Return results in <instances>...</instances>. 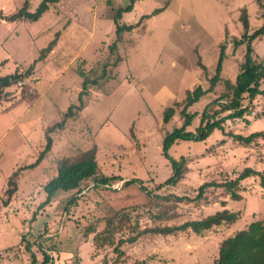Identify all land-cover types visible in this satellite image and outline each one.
Returning <instances> with one entry per match:
<instances>
[{"label":"rangeland","instance_id":"obj_1","mask_svg":"<svg viewBox=\"0 0 264 264\" xmlns=\"http://www.w3.org/2000/svg\"><path fill=\"white\" fill-rule=\"evenodd\" d=\"M25 1L35 11L42 0H0V11L15 13ZM129 1L59 0L36 20L0 19V76L25 73L34 64L24 85L13 83L0 100V197L6 196L10 175L33 163L45 147L47 128L61 121L71 104H78L85 78L80 71L90 82L98 80L89 85L85 108L64 129L51 133L52 150L38 166L20 173L17 192L8 206H1L0 264H32L27 242L36 264H42L45 252L52 255L51 264H212L223 239L253 221L264 222L259 177L241 182L239 200L214 187L207 188L200 200L176 198H193L204 182L233 179L247 166L264 170V135L250 144L233 137L264 132L263 95L253 104L247 98L246 118L228 119L224 131L215 130L205 141L175 143L169 152L178 160L184 158L186 173L176 184L158 188L172 174L162 153L163 138L183 123L180 111L187 91L210 86L223 43L227 47L222 79L189 111L200 114L225 90V79L235 81L246 52V44L234 50L233 39L243 33L240 14L246 7L253 32L264 24V0H139L137 8L121 19L127 24L140 21L139 26L124 32L112 53L114 11ZM156 8L165 9L141 19ZM57 32V46L39 59ZM253 46L254 57L262 59L264 37L254 40ZM168 106L176 112L164 124ZM198 124L199 116L189 129ZM94 146L96 176L84 180L79 189L58 192L41 208L46 198L43 187L57 174L58 161L76 160ZM102 175L138 178L142 188L124 186V180L97 184ZM75 195L76 203L65 210ZM223 201L240 213L231 226L223 223L199 234L192 229L145 232L136 242L117 246L119 239L146 228L201 219L223 209Z\"/></svg>","mask_w":264,"mask_h":264},{"label":"trees","instance_id":"obj_2","mask_svg":"<svg viewBox=\"0 0 264 264\" xmlns=\"http://www.w3.org/2000/svg\"><path fill=\"white\" fill-rule=\"evenodd\" d=\"M59 0H42L35 11H30L28 8V1H25L23 7L15 13L5 14L0 11V19L7 21H16L23 19H39L42 14L49 9V4L58 3ZM137 0H130L126 5L120 6L115 9L113 19L116 25V41L110 45L111 52H115L118 47V41L122 38L124 32L132 31L138 27L140 21L136 24L121 23V19L125 12H131L134 9ZM111 3V0H108ZM165 8H156L150 14H144L143 18H151L158 14ZM240 21L243 26V33L240 38H234V50L240 45L246 44V52L244 60L241 62V70L236 76L235 81L231 79H225L223 84L225 90L217 97L209 101L203 111L190 112L189 107L198 102L204 95L214 91L218 83L222 79L223 63L226 58V44H221V50L215 69L214 75L210 78V86L204 89L202 85H197L194 89L187 91V96L184 100V106L180 111V115L183 118V123L177 125L170 131H166L162 142V153L170 163L172 168V174L162 183L158 185V188H162L165 185H174L179 182L186 173L187 166L184 158L180 160L174 158L170 154L171 147L182 140L185 141H205L209 136L217 129L224 131V123L228 119H243L246 118V114L250 112V106L246 105L244 101L248 98L250 104H253L254 99L258 95L264 96V88L261 84L264 80V57L262 59H256L254 57L253 41L256 39H262L264 37V24L259 28L250 32V21L247 8L244 7L240 14ZM60 33L57 32L53 40L41 50L39 59H44L45 55L51 52L58 41ZM1 64V63H0ZM203 69L206 66L202 65ZM34 64L30 65L25 73H13L9 75L0 76V100L2 99L5 88L11 86L13 83H17L25 76L32 73ZM80 75L85 77L82 82V89L78 95V104H71L67 111L64 113V117L61 121L48 127L45 136V147L40 151L36 160L31 164L19 166L9 177L8 187L5 190V197H0V209L1 206H8L18 190L17 178L20 173L27 169H32L38 166L52 150L53 137L51 133L57 129H64L67 121L70 118H74L78 112L82 111L86 104L84 96L89 92L90 83L98 84V80L89 81L86 78V74L80 71ZM176 109L174 106H168L164 110L163 122L164 124L170 123ZM199 116V124L195 130L189 129L192 126L196 117ZM264 135L263 131H254L249 135L234 134L233 137L246 144L252 143L256 138ZM96 146L87 150L76 160L63 157L57 163V174L52 177L45 185L44 191L46 192V198L40 204V207L51 204L56 194L60 191H70L79 189L81 183L84 180L96 176L98 170V163L96 159ZM250 177H259V184L264 188V170H258L254 167L247 166L242 172L235 178L225 181H206L198 189V193L195 197L190 198L188 196H177V200H200L205 196L206 190L209 187L224 188L232 199L239 200L242 195L238 192L241 182ZM97 180V184L111 185L115 181L124 180L120 175H102ZM132 184H139L142 188V180L138 178H131L124 180V186ZM77 196H73L69 199L65 210H68L70 206L76 203ZM224 208L215 211L212 214L206 215L201 219L186 221L180 225L165 226V227H153L146 228L143 231L137 233V235L129 237L127 239H119L118 245L121 246L125 242L134 243L138 240L139 236L145 232H153L155 234H173L179 231H186L192 229L196 233H202L204 230L211 229L214 226L221 225L223 223L233 224L239 219L240 213L238 211H232L225 207L226 203L222 202ZM25 236L23 235V240ZM116 246V250L121 249ZM26 248L31 252L32 264H36L38 259L34 252L31 251V244L27 242ZM53 263V257L49 253H44V259L42 264ZM212 264H264V222L262 220H256L251 222L247 228L238 230L234 235L228 236L222 240L219 246L218 257Z\"/></svg>","mask_w":264,"mask_h":264},{"label":"crops","instance_id":"obj_3","mask_svg":"<svg viewBox=\"0 0 264 264\" xmlns=\"http://www.w3.org/2000/svg\"><path fill=\"white\" fill-rule=\"evenodd\" d=\"M138 1H139V0H137V2L135 3L134 9L137 8V6H138ZM125 13H127V12H125ZM143 15H144V14H143ZM76 19H77V18H76ZM76 19H74V20H76ZM78 19H80V18L78 17ZM134 29H135V28H134ZM73 31H74V29H73ZM73 31H72V32H73ZM72 32H71V35L74 36V37H76V34H74V32H73V34H72ZM57 44H58V42H57ZM57 44H56V46H57ZM56 46H55V47H56ZM53 50H54V49H53ZM53 50H52V51H53ZM234 223H235V222H234ZM234 223H233V224H234ZM226 224H228V223H226ZM228 225L231 226L232 224H228Z\"/></svg>","mask_w":264,"mask_h":264},{"label":"built area","instance_id":"obj_4","mask_svg":"<svg viewBox=\"0 0 264 264\" xmlns=\"http://www.w3.org/2000/svg\"><path fill=\"white\" fill-rule=\"evenodd\" d=\"M24 83H25V81H24L23 79H22V80H19V81L17 82L18 86H23Z\"/></svg>","mask_w":264,"mask_h":264}]
</instances>
